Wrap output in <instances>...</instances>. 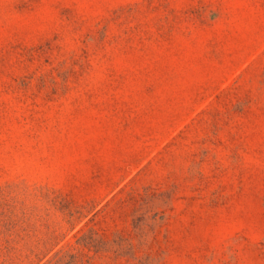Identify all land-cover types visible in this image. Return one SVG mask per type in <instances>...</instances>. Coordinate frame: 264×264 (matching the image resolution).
I'll return each instance as SVG.
<instances>
[{
	"label": "rangeland",
	"instance_id": "374dc122",
	"mask_svg": "<svg viewBox=\"0 0 264 264\" xmlns=\"http://www.w3.org/2000/svg\"><path fill=\"white\" fill-rule=\"evenodd\" d=\"M0 264H264V0H0Z\"/></svg>",
	"mask_w": 264,
	"mask_h": 264
}]
</instances>
